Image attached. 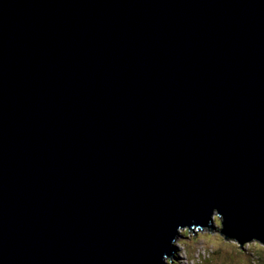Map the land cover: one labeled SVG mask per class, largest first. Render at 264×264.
Here are the masks:
<instances>
[{"label": "water", "instance_id": "95a60500", "mask_svg": "<svg viewBox=\"0 0 264 264\" xmlns=\"http://www.w3.org/2000/svg\"><path fill=\"white\" fill-rule=\"evenodd\" d=\"M215 216L264 246V0H0V264H168Z\"/></svg>", "mask_w": 264, "mask_h": 264}, {"label": "rangeland", "instance_id": "374dc122", "mask_svg": "<svg viewBox=\"0 0 264 264\" xmlns=\"http://www.w3.org/2000/svg\"><path fill=\"white\" fill-rule=\"evenodd\" d=\"M214 231L187 229L180 232L177 251L168 264H264V246L256 241L242 248L220 233L221 222L215 216Z\"/></svg>", "mask_w": 264, "mask_h": 264}]
</instances>
